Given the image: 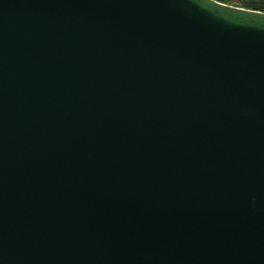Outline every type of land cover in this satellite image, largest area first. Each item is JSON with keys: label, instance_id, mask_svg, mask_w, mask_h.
<instances>
[{"label": "water", "instance_id": "water-1", "mask_svg": "<svg viewBox=\"0 0 264 264\" xmlns=\"http://www.w3.org/2000/svg\"><path fill=\"white\" fill-rule=\"evenodd\" d=\"M0 264H264V11L0 0Z\"/></svg>", "mask_w": 264, "mask_h": 264}, {"label": "crops", "instance_id": "crops-1", "mask_svg": "<svg viewBox=\"0 0 264 264\" xmlns=\"http://www.w3.org/2000/svg\"><path fill=\"white\" fill-rule=\"evenodd\" d=\"M225 3H232L236 6H241L251 9H260L264 11V0H219Z\"/></svg>", "mask_w": 264, "mask_h": 264}, {"label": "rangeland", "instance_id": "rangeland-1", "mask_svg": "<svg viewBox=\"0 0 264 264\" xmlns=\"http://www.w3.org/2000/svg\"><path fill=\"white\" fill-rule=\"evenodd\" d=\"M228 4H232V3H228Z\"/></svg>", "mask_w": 264, "mask_h": 264}]
</instances>
